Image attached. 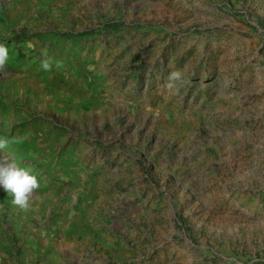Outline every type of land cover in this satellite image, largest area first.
<instances>
[{
  "label": "rangeland",
  "instance_id": "1",
  "mask_svg": "<svg viewBox=\"0 0 264 264\" xmlns=\"http://www.w3.org/2000/svg\"><path fill=\"white\" fill-rule=\"evenodd\" d=\"M0 44V264H264V0H0Z\"/></svg>",
  "mask_w": 264,
  "mask_h": 264
},
{
  "label": "clouds",
  "instance_id": "2",
  "mask_svg": "<svg viewBox=\"0 0 264 264\" xmlns=\"http://www.w3.org/2000/svg\"><path fill=\"white\" fill-rule=\"evenodd\" d=\"M8 58V51L5 45L0 44V70ZM60 65L58 64L57 67ZM45 70H50V64L47 60L42 62ZM181 77L179 71L170 74L169 79L178 80ZM16 143V138L9 140L6 137H0V150L5 149L9 144ZM39 182L35 175L31 174L30 168L18 166L14 160L0 159V187L13 197L12 203L22 209L29 207V202L34 191L39 188Z\"/></svg>",
  "mask_w": 264,
  "mask_h": 264
}]
</instances>
